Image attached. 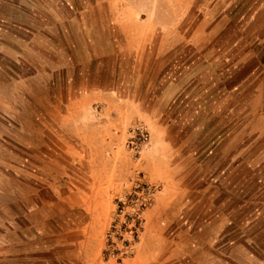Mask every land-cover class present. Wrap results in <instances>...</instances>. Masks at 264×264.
Wrapping results in <instances>:
<instances>
[{"label":"rangeland","instance_id":"374dc122","mask_svg":"<svg viewBox=\"0 0 264 264\" xmlns=\"http://www.w3.org/2000/svg\"><path fill=\"white\" fill-rule=\"evenodd\" d=\"M89 4L86 32L74 27L73 44L40 36L24 56L33 64L21 68L27 77L24 93L9 111L0 106V120L8 122L7 128L0 125V202L25 208L39 201L79 204L91 210L93 217L85 220L92 226L112 214L106 239L113 256L127 251L126 257L132 256L151 222L159 232L154 246L176 251L180 225L174 220L181 212L165 206L179 204L186 174L182 156L194 148L166 145V128L168 135L179 126L192 131L193 123L207 124L220 108L223 126L229 105L240 110L239 98L226 91L247 75H264V0ZM6 64L0 56V70ZM259 118L264 121V105ZM193 166L186 164L189 171ZM241 198L264 202V195ZM142 203L146 208L136 236L127 226ZM61 208L60 214L69 215V207ZM74 218L78 223L83 217ZM261 224L249 227V235L264 236ZM195 239L205 242L210 254L208 232L200 231ZM26 242L16 245L28 249L32 244ZM237 246L231 258L202 255L201 263L256 264L251 256L237 258L242 253ZM248 247L256 249L254 243Z\"/></svg>","mask_w":264,"mask_h":264},{"label":"crops","instance_id":"0c3cea01","mask_svg":"<svg viewBox=\"0 0 264 264\" xmlns=\"http://www.w3.org/2000/svg\"><path fill=\"white\" fill-rule=\"evenodd\" d=\"M89 1L0 0V56L5 63H10L2 65L0 70V106L9 111V104L24 93L27 77L21 73V68L33 65L26 62L24 56L39 42L40 36L47 37V41L55 36L56 43L73 44L74 27L86 32ZM5 89L7 95H2ZM226 92L236 95L241 106L237 112L229 105L223 126L218 118L223 110L220 108L207 124L193 123L192 131L180 126L174 135H168L167 128L165 131L166 145L172 146L173 142L184 149L194 148L192 154L182 156L183 164L194 166L189 171L190 167L183 165L186 174L177 193L179 204L172 202L165 206L181 212L180 218L174 220L180 225L176 232L179 249L166 251L159 244L154 246L153 237L159 232H155L151 222L132 256L120 260L108 253L106 232L111 226L112 214L100 225L92 226L85 220L87 216L93 217L88 214L91 210L79 204L39 201L25 208L15 202H0V264H202V255L204 259L214 260L233 257L232 246L238 247L237 243L243 253L237 258L251 256L256 264H264V247L259 245L264 242V236H258V232L249 235V227H259L260 222V226L263 225L264 202L252 203L241 198L249 194L257 198L264 195V121L259 118L264 105V75H247ZM0 125L7 128L8 122L1 119ZM237 147L240 148L235 151ZM223 148L224 153L220 155ZM221 195L223 198L214 202L204 201L206 196ZM234 196H241L240 201L233 202ZM61 207H69V215L60 214ZM207 213L209 218H205ZM75 216L83 218L74 223ZM152 216L150 211L146 224ZM23 218L25 225L21 222ZM208 228L211 250L210 254H205V242L195 237L200 231L207 234L205 229ZM28 240L32 244L28 249L17 246ZM252 243L256 249L250 250L248 244Z\"/></svg>","mask_w":264,"mask_h":264},{"label":"built area","instance_id":"2783aa9c","mask_svg":"<svg viewBox=\"0 0 264 264\" xmlns=\"http://www.w3.org/2000/svg\"><path fill=\"white\" fill-rule=\"evenodd\" d=\"M146 206L145 204H140V206H138V208L136 209V212L133 214V216L129 219V224L127 226V228H129L131 230V233L133 235H136L139 233L140 228L142 227V223H143V217H142V213L145 210ZM135 241V240H133ZM135 242L131 245L128 246L129 249H132L134 247ZM129 252H121L118 254V257L122 260L123 258L126 257V255Z\"/></svg>","mask_w":264,"mask_h":264}]
</instances>
